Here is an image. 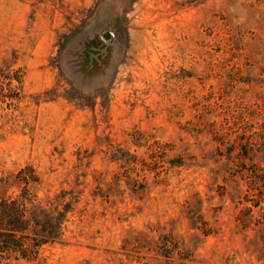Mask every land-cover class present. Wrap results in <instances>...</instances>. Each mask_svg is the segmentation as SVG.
I'll list each match as a JSON object with an SVG mask.
<instances>
[{
	"label": "rangeland",
	"instance_id": "1",
	"mask_svg": "<svg viewBox=\"0 0 264 264\" xmlns=\"http://www.w3.org/2000/svg\"><path fill=\"white\" fill-rule=\"evenodd\" d=\"M27 165L69 206L42 264H264V0H0Z\"/></svg>",
	"mask_w": 264,
	"mask_h": 264
},
{
	"label": "trees",
	"instance_id": "2",
	"mask_svg": "<svg viewBox=\"0 0 264 264\" xmlns=\"http://www.w3.org/2000/svg\"><path fill=\"white\" fill-rule=\"evenodd\" d=\"M41 185L28 165L0 178V264H42L44 248L62 241L69 206L40 198Z\"/></svg>",
	"mask_w": 264,
	"mask_h": 264
},
{
	"label": "water",
	"instance_id": "3",
	"mask_svg": "<svg viewBox=\"0 0 264 264\" xmlns=\"http://www.w3.org/2000/svg\"><path fill=\"white\" fill-rule=\"evenodd\" d=\"M104 39H109V35H104Z\"/></svg>",
	"mask_w": 264,
	"mask_h": 264
}]
</instances>
